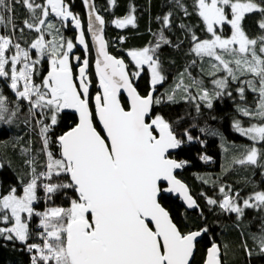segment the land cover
Segmentation results:
<instances>
[{
	"label": "snow or ice",
	"instance_id": "1",
	"mask_svg": "<svg viewBox=\"0 0 264 264\" xmlns=\"http://www.w3.org/2000/svg\"><path fill=\"white\" fill-rule=\"evenodd\" d=\"M14 2H22L31 13V22L25 20L24 26L38 36L25 48L13 36L0 35V78L17 98L12 108L0 92V124L11 125L20 111L19 102H26L30 119L25 123L31 125L35 121L45 163L44 170L38 172L37 157L29 155L31 149H23L28 157L25 164L29 179L26 183L21 181L22 195L15 188L0 194V224L6 225L0 227V237L26 245L33 253L32 264H195L197 244L208 233V227L182 231L161 203L164 194L175 193L188 208L199 207L187 185L176 176L187 161H178L171 155L172 150L196 138L187 129L178 135L171 122L153 111L154 105L162 102L153 93L166 79L156 52L162 43L171 41L161 32L154 47L129 51L135 68L132 71L123 59L109 53L103 34L105 20L93 0H83L88 8L87 32L97 46L95 69L102 90L91 97L93 109L89 60L73 54L77 44L86 55L90 50L81 18L65 0H46V4L36 0H0V25L7 27L6 20L12 23V16L4 14L14 11ZM111 3L114 5L115 0ZM177 4L185 15L190 14L181 0ZM194 8L211 37L201 40L193 31L192 52L201 59L211 58L213 74L219 71L226 75L214 80L211 93L202 81H194L200 94L189 98L199 99L211 109L215 99L232 96L230 81L239 84L235 91L241 101L247 100L246 91L256 94L254 108L247 104L237 108L242 116L259 123L245 127L239 120L233 122L235 131L253 142L235 162L264 167V35L250 38L242 25L246 14L260 13L258 26L264 30V0H195ZM134 13L133 7L124 18L114 21L115 26L135 27ZM50 16L59 18L62 27L68 21L74 24L79 30L77 44L60 34ZM170 18L171 13L163 18L165 27H170ZM225 25L231 28L228 37L218 33ZM20 31L23 33L24 29ZM45 35L52 38L46 40ZM33 49L38 58H33ZM73 59L78 75L73 73ZM43 63L49 67L38 83ZM145 66L150 70L151 90L142 95L135 81ZM243 76L250 78L241 80ZM122 93H126L127 105ZM174 100L175 92L167 95V101ZM196 107L199 111L200 105ZM66 109L78 114V122L56 137L59 153L54 155L49 134ZM202 159L208 161L210 157L205 155ZM39 188L46 200L58 193L66 196L69 206L37 211L34 205L40 200ZM219 191L223 200L218 206L238 218L244 216L245 209L264 210V191L242 202L238 192H226L224 187ZM207 203L218 202L209 198ZM33 216L40 217L39 244L28 243L31 233L27 221ZM253 239L264 254V234ZM244 247L251 255L246 244ZM205 264H222L221 247L216 243L207 250Z\"/></svg>",
	"mask_w": 264,
	"mask_h": 264
},
{
	"label": "trees",
	"instance_id": "2",
	"mask_svg": "<svg viewBox=\"0 0 264 264\" xmlns=\"http://www.w3.org/2000/svg\"><path fill=\"white\" fill-rule=\"evenodd\" d=\"M37 3L46 4V0H36ZM70 9L81 18L85 26V10L80 0H65ZM187 8L189 15H185L183 9L178 6L177 0H97L96 7L100 15L106 21V39L110 53L115 57L124 59L132 71H135L132 63L127 60L126 53L131 50H139L145 47H154L159 42L160 33L171 41L170 44H161L156 55L159 58L162 74L165 81L157 85L156 98L162 100L159 105H154L153 111L171 122L178 135H182L187 129L196 138L192 142H185L175 158L178 161H187L178 178L186 183L192 196L196 199L199 209L188 212L184 209L179 200H173L163 196L161 203L169 211L182 231H195L202 227H208L209 231L204 235L203 241L197 247L195 264H203L208 248L212 243H218L222 252V264H264V254H261L253 237L264 234V210L245 209L244 216L238 218L237 214L225 212L218 205L223 200V193L219 191L224 187L226 192L239 193L241 202L244 198L256 192L264 191V167L260 165H240L235 161L242 158L246 149L253 145L247 137L241 136L235 131L233 122L239 120L245 127L252 123H259L249 117L242 116L238 106L247 104L255 107L256 94L247 92L246 101H241L235 89L239 86L237 82H231L229 90L232 96L224 95L213 101V108L206 107L203 101L192 100L191 96H199V88L194 83L202 81V86L211 93L214 90V80L224 77L226 73L217 71L213 74L210 63L211 58L201 59L192 52V32L201 40L208 39L211 34L207 32L206 26L198 16L194 8L195 0H181ZM135 8L136 26L117 28L114 21L122 19ZM14 11L5 13L7 17L12 16V23L7 20L0 25L1 35H11L15 42L22 47H29L37 38L35 31L24 26L25 20L31 22V13L26 6L20 3H13ZM171 13L170 27H165L163 18ZM65 39L75 42L76 31L67 23L61 26V21L55 16H50ZM261 19L260 13L245 15L242 22L246 34L250 38L264 35V30L258 26ZM13 25L15 28L13 29ZM181 25L187 27L182 28ZM20 29H24L21 33ZM191 29V31H189ZM222 36L231 35L230 25H225L218 30ZM46 40L52 37L45 35ZM36 51L32 50V56L36 58ZM76 55H75V54ZM75 56L85 58L84 55L75 51ZM47 60V57H45ZM48 63L41 65L40 76L47 75ZM73 73L77 75V62L72 61ZM91 81V97L99 92L98 75L91 62L89 71ZM248 76L241 77V80L249 79ZM3 78H0V92L8 98L9 105L15 108L16 97L10 87L6 86ZM138 91L145 95L150 88V70L144 69L139 79L135 81ZM187 87V91L184 88ZM175 92L174 102L167 101V95ZM123 102L127 105L126 101ZM20 111L11 125L0 124V194H7L10 189L15 188L18 195H22L23 184L29 179V169L25 164L28 158L24 155L23 149H31L29 155L37 157V171H43L45 156L41 152V142L38 130L35 128V121L31 125L25 121L28 116V105L20 101ZM91 107L92 99H91ZM197 104L200 105L197 111ZM94 109V108H93ZM47 122V121H46ZM77 123L76 116L69 112L60 114L59 123L49 134L52 137L50 145L54 155H58L59 148L56 144V137L62 135ZM98 126V125H97ZM205 129L201 132L200 129ZM213 133H216L213 135ZM260 147V145H256ZM210 157L205 161L203 156ZM71 195V193H70ZM40 200L35 204V209L40 212L47 211L50 207H68L69 200L62 194H56L50 200L45 199L42 188L38 189ZM215 199L217 205H209L207 200ZM40 217L33 216L28 220L31 243H42L39 233ZM1 227V225H0ZM251 251V255L245 250L244 245ZM227 246V247H225ZM33 253L27 250L26 245L19 241H8L0 237V264H32Z\"/></svg>",
	"mask_w": 264,
	"mask_h": 264
},
{
	"label": "water",
	"instance_id": "3",
	"mask_svg": "<svg viewBox=\"0 0 264 264\" xmlns=\"http://www.w3.org/2000/svg\"><path fill=\"white\" fill-rule=\"evenodd\" d=\"M81 1V3H82V5H83V7H84V10H85V19H86V23H85V26H84V28H85V35H86V40L88 41V43H89V48H90V50H89V52L87 53V55L85 54V52L83 51V48H82V46H79L78 44H77V40H78V35H79V30L78 29H76L75 28V26H74V24L71 22V21H68L67 23H70V24H72L73 25V27H74V29H75V31H76V37H75V42H74V44H77V46L75 47L76 48V50L77 51H79V52H81L83 55H84V57L86 56V58L89 60V68H88V75H89V71H90V66H91V58L93 59V67H94V69H95V61H96V59L98 58V52H97V46H96V44H95V42L92 40V36H91V33L90 32H87V14H88V8H87V6L83 3V0H80ZM96 1L97 0H93V2H94V4H95V9H96V11L98 12V10H97V7H96ZM99 13V12H98ZM102 16V15H101ZM103 17V16H102ZM105 20V19H104ZM106 27H107V24H106V21H105V24H104V26H103V28H104V32H103V34H104V37H105V40L107 41V39H106ZM108 51H109V53H110V50H109V46H108ZM128 53V52H127ZM126 53V58H127V60H129L130 62H131V57H129L128 56V54ZM111 54V53H110ZM111 55H113V54H111ZM114 56V55H113ZM124 60V59H123ZM125 61V60H124ZM125 63H126V61H125ZM132 63V62H131ZM127 64V63H126ZM133 65V64H132ZM134 66V65H133ZM145 69H147V66H145ZM96 70V69H95ZM77 75H78V72H77ZM99 88V87H98ZM90 91V96H91V90H89ZM102 90L99 88V92H101ZM122 95V99H124L125 101H126V103H127V98H126V93H122L121 94ZM153 95L155 96L156 95V91L153 93ZM90 106H91V104H90ZM92 106H93V108H94V100H93V102H92ZM66 112H69V113H71L72 115H74V116H76V118H77V122H78V114L77 113H75L73 110H71V109H66L65 110ZM98 127H99V125H98ZM178 152V149H175V150H172V153H171V155H172V158H174V159H176L175 158V154ZM177 160V159H176ZM182 170H183V168L182 169H178L177 171H176V176H177V178H178V175L182 172ZM179 179V178H178ZM181 180V179H180ZM181 182H183L182 180H181ZM184 183V182H183ZM184 184H186V183H184ZM187 185V184H186ZM187 187H188V185H187ZM188 189H189V187H188ZM189 194L192 196V194H191V191H190V189H189ZM167 198H172L173 200H179L180 201V203L182 204V206L184 207V209L186 210V211H188V212H194V211H196V210H198L199 209V207H197V208H188L187 207V204H186V202L183 200V198L182 197H180L178 194H175V193H166V194H164ZM193 197V196H192ZM193 199L196 201V199L193 197ZM196 203H197V201H196ZM198 204V203H197ZM203 239H204V236L203 237H201L200 238V240L201 241H203ZM201 243V242H200ZM200 243H198L197 244V247H198V245L200 244ZM217 245H219L218 243H216ZM212 246V245H211ZM210 246V247H211ZM209 247V248H210ZM208 248V249H209ZM195 257H196V255L194 256V261H195ZM221 257H222V252H221ZM205 259H206V257H205ZM221 262H222V260H221ZM203 264H205V260H204V263Z\"/></svg>",
	"mask_w": 264,
	"mask_h": 264
},
{
	"label": "rangeland",
	"instance_id": "4",
	"mask_svg": "<svg viewBox=\"0 0 264 264\" xmlns=\"http://www.w3.org/2000/svg\"><path fill=\"white\" fill-rule=\"evenodd\" d=\"M0 35H1V34H0ZM229 36H230V35H229ZM224 37H228V36H224ZM45 39H46V38H45ZM73 43H74V41H73ZM75 49H76V48L73 49V53L75 52ZM33 50H34V49H33ZM35 54H36V58H38V53L36 52ZM74 54H75V53H74ZM75 55H76V54H75ZM34 206H35V205H34ZM0 225H1V227H5V226H6V225H3V224H0ZM7 226H11V225L9 224V225H7Z\"/></svg>",
	"mask_w": 264,
	"mask_h": 264
},
{
	"label": "flooded vegetation",
	"instance_id": "5",
	"mask_svg": "<svg viewBox=\"0 0 264 264\" xmlns=\"http://www.w3.org/2000/svg\"><path fill=\"white\" fill-rule=\"evenodd\" d=\"M72 25V24H71ZM73 26V25H72ZM75 51H76V49H75ZM73 62H76L74 59L72 60ZM91 62H92V64H93V59L91 58ZM90 68H91V66H90ZM92 102H93V100H92ZM90 103H91V99H90Z\"/></svg>",
	"mask_w": 264,
	"mask_h": 264
}]
</instances>
